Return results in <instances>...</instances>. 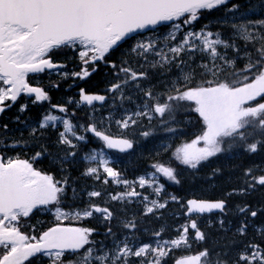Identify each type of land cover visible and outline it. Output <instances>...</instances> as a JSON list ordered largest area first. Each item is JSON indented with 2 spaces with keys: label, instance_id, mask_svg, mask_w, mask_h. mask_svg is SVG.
I'll list each match as a JSON object with an SVG mask.
<instances>
[{
  "label": "snow or ice",
  "instance_id": "1",
  "mask_svg": "<svg viewBox=\"0 0 264 264\" xmlns=\"http://www.w3.org/2000/svg\"><path fill=\"white\" fill-rule=\"evenodd\" d=\"M260 7L264 10V0H259ZM228 3V0H0V113L4 112L5 101L15 103L22 93L34 94L33 103L49 100L48 93L41 87H33L28 83L29 74L43 73L46 70H55L62 65L54 63L49 55L53 49L61 46L83 48L79 55L85 68L75 76L83 79L91 73L87 70L88 64L103 62L109 54L121 42L140 30L153 26L171 23L172 31L165 37V48L155 51L157 41L138 42L132 49L143 56L153 51L159 60L152 67H165L176 62L181 69L182 80L178 77L173 82L164 102H159V97L154 96L151 90L145 91V96L156 101L151 107L145 104L146 111L136 112L117 121L121 128H128L136 123L134 117L152 114L164 117L167 113L170 119H175V113L183 104L194 103V112L202 118L203 131L190 143H184L175 150V159L182 165L196 169L202 162L224 153L231 148L233 141H247L256 133L264 134V36L259 31L249 29H264V19L233 25L237 28L243 39L249 42H259L260 47L255 49L256 57L245 53L248 62L242 69H235L234 59H225L218 51V46L227 49L234 47L220 37L219 33L212 31H187L177 43L171 47L168 43L177 40L184 26L192 25L200 18L204 11H211L218 6ZM239 5H233L229 11H237ZM254 14V13H253ZM215 37V38H213ZM139 50V51H138ZM199 51L207 53L210 64H201L202 75L212 76L211 80H205L198 86L188 87L194 71L184 72L182 65L187 62L180 59L182 53ZM222 64H216L217 60ZM126 63V62H124ZM117 68L115 63L110 65ZM228 69H232L229 81L220 79V75ZM96 69L93 68V71ZM123 74L119 82L114 83L108 89L110 92H120L122 86L129 82L147 78V72L136 71L130 66H121L117 75ZM66 75V74H65ZM139 87V85H136ZM106 100L104 95L87 94L81 89L78 104L92 106L94 102ZM253 102H255L253 104ZM71 103V100L69 101ZM26 105L21 107V111ZM51 110L61 115L51 113L44 115L39 123L40 129L56 127L59 122L63 131L59 134V143L76 148L77 142L86 140L85 135L78 134L77 128H83L85 133H92L103 142V146L93 153H88L85 159L89 162H97V167H89L86 175L100 179L101 171L106 174L104 183L108 178L116 184H123L130 191L110 195L113 201L139 197L141 193L135 190L138 183L141 188L148 186L153 188L157 196L162 192L164 185L159 184L160 175L169 181L179 183L176 170L163 163L153 165L154 172L149 177L141 176L138 181H128L121 178V174L110 166V159L105 154V149H115L126 152L133 147V142L122 137H113L105 131L98 130L95 122L87 127L74 124L68 118L69 110L66 106L51 105ZM74 115V113H73ZM7 128V125L4 126ZM251 129L252 131H249ZM38 129L33 128L35 135ZM173 131V129H169ZM148 136L149 133H143ZM71 137V138H70ZM202 145V146H201ZM264 145V140H255L247 144V151L255 153ZM40 154L38 153L37 156ZM71 155H75L72 152ZM252 169L245 172L251 176ZM160 174V175H158ZM68 181H57L52 175L36 170L27 159L5 158L0 155V248L4 250L0 256V264H31V258H39L38 254L50 259L51 264H65V253L77 255L76 261L68 264H130L131 258H142L140 264H162L163 259L173 249L181 246L188 248V233L193 230V239L202 241L205 234L198 227L193 215L212 213L214 210L223 212L226 201H209L203 199H189L186 201L185 215L189 217V223L181 226L180 234L172 240H156L153 244H142L133 247L129 238L125 237L117 243L113 249L104 250L101 254L91 245L90 239L95 231L91 228L66 226L63 220L72 217L83 219L93 216V213L101 214L105 220H111L113 213L107 207L90 204L82 211L67 212L62 210L60 204L61 194ZM249 187L255 185L264 186V175L251 177ZM231 195V193L229 194ZM90 197H99L101 193L93 191ZM147 201L145 213H153L156 209L166 207L168 201L163 203L158 200ZM172 201H178L176 196H171ZM49 205H57L55 226L42 232L39 237L29 235L20 230V221L29 217L34 210ZM241 213L247 208H240ZM257 213L251 212L255 217ZM222 224L223 221H220ZM125 228L135 229L136 223L130 221ZM241 235L246 232V225L242 224L238 229ZM111 234V229H108ZM163 229L154 235L159 237ZM87 246V247H86ZM247 249H251V252ZM81 250L83 252L81 253ZM208 249H203L197 254L186 255L177 259L175 264H211ZM215 264H227V261L217 258ZM238 264H264V247L259 244H249L246 250L238 257Z\"/></svg>",
  "mask_w": 264,
  "mask_h": 264
},
{
  "label": "trees",
  "instance_id": "2",
  "mask_svg": "<svg viewBox=\"0 0 264 264\" xmlns=\"http://www.w3.org/2000/svg\"><path fill=\"white\" fill-rule=\"evenodd\" d=\"M233 5H239V9L229 11ZM258 19H264V10L261 9L259 0H228L225 5L218 6L211 11L202 12L197 21L187 26L196 31L204 29L219 33L223 40L234 45V47L227 49L221 45L218 47V51L225 56V59H234L235 69L239 70L248 62L245 53H250L255 58V49L260 47V43L244 40L238 29L234 28L233 25ZM168 30L169 24H163L157 28L130 36L107 54L103 62L97 61L95 64H88L86 67L91 74L83 79L71 74L72 72H82L85 68L79 56L81 47L61 46L53 49L49 53L51 59L61 64L63 68L67 69L68 73L67 75L58 76L45 71L28 76L30 84L41 87L48 93L49 100L31 103L30 98L22 95L15 103L9 102L6 104L9 106L5 107L4 112L0 113V155L5 158L19 157L20 159H27L33 163L36 170L52 175L55 180H67L68 183L65 185L64 192L60 197V205L64 209L73 212L76 209L84 210L90 204H106L113 212L112 221L100 220L98 222L97 220V225L101 224L102 227L101 239L97 240L93 234L90 237L94 241L93 246H95L97 252L102 253L104 250L113 249L120 242L119 238L125 230L126 220L137 221L138 231L141 228L143 230V226L146 227V230L147 227H156L159 222L157 220L151 221V216L143 215L140 205L132 204L129 209H126L116 201L110 200L106 196L107 193L115 191L117 188L112 187L110 184H104L100 180H94V176L85 174L91 164L85 161L84 155L93 147L103 146L101 140L90 133H85V141L77 142L74 140V143H77L76 148L60 144L59 129L52 127L39 128L42 116L51 109V105H62L68 108L69 117L80 126L87 127L90 123L95 122L98 130L105 131L109 135L129 137L134 143L133 150L119 155L121 161L119 168L128 177H134L139 172L149 169L147 163L150 161L148 159L133 162L131 153L139 149L138 144L143 141L144 145H147L145 148H147L151 144L163 142L161 149L165 152L156 154L152 157V160L178 169L176 174L179 183L170 184L168 186L170 190H173L184 202L190 197H196L198 193L203 198H223L226 200L225 212L222 214V217H224L223 223L219 224L216 220L210 225L201 224L203 225L205 239L202 241L193 240L194 248L185 249V253L177 254V249L172 250L169 252L167 264H173L177 257L188 254V252L199 253L203 249H208V259L211 264H215L217 258L227 261V264H238V257L244 246L250 243L264 247V234L258 233L253 228V224H264V186L258 185L259 195L253 194L254 192L241 196L232 193L226 196V194H230L231 190L247 186L246 182L251 177H257L258 173L264 175V171L260 172L258 170L260 167L264 168V145H261L255 153L247 151V144L255 140H264V134L256 133L247 141H233L231 142V148H227L224 153L209 158L196 169H192L188 166L176 164L174 158L168 156L181 142L193 140L203 131L202 118L193 110L194 103H188L191 105L190 110L187 103L183 104L174 114V120L170 119L166 113L164 117L156 116L154 119H148L145 116L135 117L136 123L123 131L116 125V121L123 118L124 115L135 113L139 105L149 104L152 106L156 102L147 98L144 94L145 91L151 90L154 96L159 97V102L163 103L165 96L171 94L169 90L173 87V82H176L178 77L182 80L181 69L176 66V62L163 68L159 66L152 67V64L159 60V57L154 55L153 51H149L143 56L132 51L138 42H148L150 40L157 41L155 51L165 48V37ZM249 30L259 31L264 36V29ZM176 41L169 42L168 46L170 47ZM180 59L187 62L181 66L184 72L194 71L193 78L187 85L188 87H195L205 80L212 79L211 75H202L203 69L200 67L201 64H210V57L207 53L195 51L189 54L185 52L181 54ZM111 63H115L117 68L113 69L110 66ZM215 63L222 64L223 62L218 59ZM121 66H130L138 72H147V78L135 82L130 81L127 86H122L123 96L120 92L108 91L112 84L122 79L123 74L117 75ZM93 68L96 70L93 71ZM231 71L232 69H228V71L222 73L220 79L227 78L231 81L233 79ZM137 84L139 87L136 86ZM80 88L107 94L108 99L103 105H97L96 107H79L77 100ZM70 100L71 103H69ZM110 102H112L111 105ZM259 102H264V100ZM25 105L26 109L21 111V107ZM5 125H7V128L4 127ZM33 128L38 129L35 135L32 134ZM169 129H173V131H169ZM249 131L252 130L249 129ZM145 132H148L149 135L144 136L143 133ZM72 152H75L74 156L71 155ZM38 153L39 156H37ZM248 169H252L251 176L245 175ZM92 188H99L104 193L99 197H90L89 193ZM258 206H261L263 214L260 213L258 218L251 219L249 217L251 212ZM245 207L247 211L241 213L239 209ZM245 218L246 221H251L252 225L246 224V232L241 235L238 229ZM174 221L171 217L163 219V223L168 228H171ZM57 222L56 215L37 209L29 217L21 219L20 230L29 235L35 233L39 236L42 232L55 226ZM65 223L93 229L96 222L92 218L81 221L69 217L65 220ZM108 228L112 229L111 234L107 231ZM143 234L145 238H148L145 232ZM96 241L98 242L97 245H95ZM3 252L4 250L0 249V256L3 255ZM38 257L31 258V264H51L42 255L39 254ZM77 258L78 254H66L63 260L68 264L69 261H76ZM137 261L136 258H132L130 264H136ZM25 264H29V262L26 261Z\"/></svg>",
  "mask_w": 264,
  "mask_h": 264
},
{
  "label": "rangeland",
  "instance_id": "3",
  "mask_svg": "<svg viewBox=\"0 0 264 264\" xmlns=\"http://www.w3.org/2000/svg\"><path fill=\"white\" fill-rule=\"evenodd\" d=\"M169 29L170 30H168V33H167V36H168V34L172 31V28H171V26L169 27ZM189 30H191V31H196V30H194L193 28H191V27H189V26H184L183 27V29H182V31L180 32V33H177V40H180L182 37H183V34L185 33V32H187V31H189ZM200 31V30H199ZM207 31H209V30H207ZM178 37H180V38H178ZM213 38H215V37H213ZM176 43H174V44H172L171 46H173V45H175ZM170 46V47H171ZM83 50V48L81 47V51ZM80 53V52H79ZM80 56V55H79ZM53 61V60H52ZM54 62V61H53ZM54 63H56V62H54ZM56 64H58V65H61V64H59V63H56ZM91 64V63H90ZM48 73H54V74H56V75H58L59 76V74H62V75H60V76H63V75H65L64 74V71H65V73H66V75H67V69H65V68H63V67H60V68H58V69H55V70H46ZM52 71V72H51ZM73 73H76V72H72L71 74L72 75H74ZM80 73V72H79ZM39 74V73H38ZM24 94H26V93H24ZM34 95V94H33ZM11 102V101H10ZM112 104V102H110V105ZM188 104V103H187ZM149 107H151L149 104H147ZM188 106V108H189V110H190V108H191V105L190 104H188L187 105ZM147 109L145 108V104H143V105H139L138 107H137V110H136V112H143V111H146ZM49 113H51V114H53V115H61L59 112H54V111H52V110H48L46 113H45V115H47V114H49ZM129 115H131V114H127V115H124V117L123 118H121V119H119V120H117V121H121V120H123L126 116H129ZM44 116V115H43ZM42 116V117H43ZM154 116H155V114H152V118H154ZM147 117V116H146ZM68 118H70L69 117V115H68ZM148 118V117H147ZM71 119V118H70ZM41 120H42V118H41ZM41 120H40V122H41ZM72 120V119H71ZM117 121H116V125H118L119 126V128H120V130L121 131H123L125 128H121L120 127V125L119 124H117ZM39 122V123H40ZM72 122L74 123V124H76L73 120H72ZM62 127V131H63V126H62V124H60L59 122L57 123V125H56V127H52V128H59V127ZM81 126H83V125H81ZM51 127V126H50ZM84 127V126H83ZM77 132H78V134H81V135H85V132L83 131V128H81V127H78L77 128ZM71 138V137H70ZM192 141V139H190V140H186V141H183V142H181L180 143V145H178V146H176L175 148H174V150L173 151H169L170 152V154H169V156L168 157H170V156H172L173 158H174V161H175V163L176 164H180L176 159H175V150L178 148V147H180L181 145H183L184 143H190ZM162 145H163V142H158L157 144H151V145H149L147 148H145L147 145H144V142L142 141L140 144H138V147H139V149L137 150V151H134V152H132L131 153V155L133 156V162H137V161H139L140 159H148L150 162L149 163H147V166L149 167V169L147 170V171H145V172H142V173H138L135 177H133V178H128V177H125V176H123V172L121 171V169L119 170L118 169V164H117V162L119 161V160H117L116 159V156L113 154V151L111 150V149H105V154L107 155V157L110 159V161H111V163H110V166L111 167H113V168H115L117 171H119L120 172V174H122V176L123 177H121L122 179H126V180H128V181H138V178L139 177H141V176H144V177H149V175L151 174V173H153L154 172V168H153V165H155L156 164V162L155 161H153L152 160V157L153 156H155L156 154H163L164 152H165V150H163V149H161V147H162ZM144 146V147H143ZM202 146V145H201ZM102 146H100V147H93L88 153H93V152H97L100 148H101ZM157 151V152H156ZM88 153H86V154H88ZM86 154H85V156H86ZM131 155H128V156H131ZM85 156H84V159H85ZM85 161L86 162H89V161H87L86 159H85ZM89 163H91L92 164V166L91 167H97L98 166V164H97V162H89ZM166 166H169L168 164H165ZM180 165H182V164H180ZM183 166H185V165H183ZM187 167V166H186ZM175 170H176V172H177V168H175ZM259 171H264V169H258ZM106 175V174H105ZM158 175H160V174H158ZM95 177V176H94ZM110 181H108V183L109 184H111L112 185V187H117L118 189H117V191H115V192H110V193H108L106 196L107 197H110V195H115V194H118V193H124V192H128V191H130L131 190V188H129V187H127V186H125V185H123V184H116V183H114L113 181H112V179L111 178H108ZM94 180H98V179H96V177H95V179ZM100 180V182H102V183H104V180L101 178V179H99ZM174 182L173 181H169V180H167V178H165V177H163L162 175H160V179H159V184H163L164 185V188H163V190H162V192L160 193V195L159 196H157L156 194H155V192L153 191V188H150V187H148V186H145V187H143V188H141L140 186H139V184L137 183L136 185H135V190L137 191V192H139V193H141V196H139V197H134V198H130V199H126V200H123V201H116L118 204H120V206L121 207H124V208H126V209H129V207H131L132 206V204H137V205H140L141 206V208L143 209V215H145V216H151V221H153V220H157L158 222H159V224L156 226V227H153V228H149V227H147V230L145 229V233H146V236H148V238L146 237L145 238V240L143 241V243L142 244H145V243H148V244H153V246H155V241L156 240H172V239H174V238H177L178 237V235L180 234V229H181V226L182 225H184V224H186V223H189V218L185 215V210H186V207L184 206V205H186V202H184L183 201V199L181 198V197H179V196H177V194L172 190H169V188H168V186L170 185V184H173ZM246 188H244V189H242V188H237L234 192H235V195H238V193H240V192H242V193H244V190H245ZM93 191H98L99 192V190L98 189H96V188H92L91 189V191L90 192H93ZM144 196H147L148 198H149V200H158L159 202H161V203H163L164 201H168V203H167V205H166V207L165 208H163V209H156V210H154V212L153 213H150V214H146L145 213V208H146V205H147V201H144L143 200V198L142 197H144ZM171 196H176L177 198H178V201H172L171 200ZM239 196V195H238ZM196 197H203V196H201L199 193L197 194V196ZM113 201V200H112ZM171 203V204H170ZM170 204V205H169ZM62 210H64V208L59 204L58 205ZM56 207H57V205H49V206H47V208H45L47 211H49L51 214H54V215H56V212H55V209H56ZM64 211H66V210H64ZM75 211H81V210H74L73 212H75ZM68 212V211H67ZM166 217H171V218H173V220H177V223H175V224H172V226H171V228H168V226L167 225H165L164 223H163V219H165ZM224 217H222V216H220V215H217L215 218H211V219H207V218H202V222H203V224L204 223H213V221H218V223L219 224H221L220 223V221H224V219H223ZM198 219V221H199V217L197 218ZM63 223V225H66V226H75V227H77L76 225H72V224H70V225H67L66 223H65V220H63L62 221ZM128 222H130L129 220H126V223H128ZM147 224H148V221H147ZM148 226V225H147ZM161 229H163V232L161 233V235L159 236V237H157V236H155L154 234L156 233V232H159ZM255 230H258V231H260V229H259V227H255ZM193 236H194V234L189 230V233H188V243H189V245H190V247H188V248H185V247H183V246H181L180 248H176L177 250H178V252H177V254H179V253H185V249H193L194 248V242H193ZM38 237V236H37ZM127 238H129V243L135 248V247H138V244L136 243V241L135 240H133V234L132 233H130L128 236H127ZM132 238V239H131ZM141 244V245H142ZM173 250H175V249H173ZM184 250V251H183ZM251 252V250L249 251V253ZM188 253H192V252H188ZM175 257H177V256H175ZM168 258H169V254H168V256H166L164 259H163V261H162V264H167V260H168ZM65 264H67V263H65Z\"/></svg>",
  "mask_w": 264,
  "mask_h": 264
},
{
  "label": "flooded vegetation",
  "instance_id": "4",
  "mask_svg": "<svg viewBox=\"0 0 264 264\" xmlns=\"http://www.w3.org/2000/svg\"><path fill=\"white\" fill-rule=\"evenodd\" d=\"M101 179V178H100ZM249 187V186H248ZM257 187H259L258 186V184L257 185H255L254 187H252V188H248L249 189V193L251 192V193H253V194H256V195H259L260 194V192H258L257 191ZM259 190V189H258ZM235 189L234 190H231L230 191V193H232V194H235ZM248 192V191H247ZM248 193V194H249ZM248 194H243V193H238V195L239 196H241V195H248ZM227 196H229V194L227 193L226 194ZM98 206H100V207H107L111 212H112V210L107 206V205H105V204H102V205H98ZM253 211H255L256 213H257V215L255 216V217H252L251 215L249 216L251 219H256V218H258L259 217V214L260 213H262V209H261V206H258L256 209H254ZM113 213V212H112ZM263 214V213H262ZM208 218H210L209 216H207ZM89 218H92V219H94V222H96L95 223V227H93V229L95 230L92 234H93V236L97 239V240H100L101 239V235H102V227H101V224H98L97 225V220H98V222H100V220H105V219H103L102 218V216H101V214H99V213H93V216L92 217H89ZM89 218H86V219H89ZM113 218V217H112ZM85 218H83V221L84 220H86ZM245 220H246V218H245ZM105 221H112V219L111 220H105ZM136 223V228L135 229H128V228H125V230L122 232V234L120 235V238H119V241H121V240H123L126 236H127V234H128V232H130V231H133L135 234H139L140 235V237H143L144 236V234H143V231H145V228L146 227H144L143 226V230H142V228L138 231V226H137V221L135 222ZM108 229H110V228H108ZM112 230V229H111ZM108 231V230H107ZM98 244V242L96 241L95 242V245H97ZM92 247H94L95 248V246H93V245H91ZM97 250V249H96ZM138 264H140V259H139V263Z\"/></svg>",
  "mask_w": 264,
  "mask_h": 264
},
{
  "label": "water",
  "instance_id": "5",
  "mask_svg": "<svg viewBox=\"0 0 264 264\" xmlns=\"http://www.w3.org/2000/svg\"><path fill=\"white\" fill-rule=\"evenodd\" d=\"M170 26H171V24H170ZM153 27H155V26H153ZM153 27H151V28H153ZM148 29H150V28H148ZM144 30H147V29H144ZM144 30H140V31H144ZM140 31H138V32H140ZM81 89H83V88H81ZM81 89L79 90V93L81 92ZM84 90V92L85 93H87V94H99V95H104L105 97H106V95L105 94H102V93H96V92H88V91H86L85 89H83ZM22 94H24V93H22ZM106 101V100H105ZM105 101H103V102H94V104L95 103H98V104H103ZM94 135V134H93ZM113 137H116V136H113ZM122 138H124V137H122ZM126 139H128V138H126ZM113 150H115V149H113ZM131 150V149H130ZM116 151H118V150H116ZM129 151V150H128ZM190 199H197V198H190ZM203 200H209V201H216V200H221V199H203ZM45 208V207H44ZM213 212H220L219 210H214ZM192 255V254H191ZM186 256V255H185ZM182 257H184V256H182ZM182 257H179L178 259H180V258H182ZM177 260V259H176ZM176 260L174 261V264H175V262H176Z\"/></svg>",
  "mask_w": 264,
  "mask_h": 264
}]
</instances>
